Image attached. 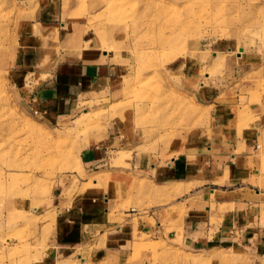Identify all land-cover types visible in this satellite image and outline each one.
Here are the masks:
<instances>
[{
  "label": "rangeland",
  "instance_id": "1",
  "mask_svg": "<svg viewBox=\"0 0 264 264\" xmlns=\"http://www.w3.org/2000/svg\"><path fill=\"white\" fill-rule=\"evenodd\" d=\"M46 1L0 0V264H264L261 245L146 234L135 236L124 253L105 257L92 238L99 226L84 231L81 245L53 248L58 212L92 185L94 174L80 162L83 150L108 142L117 154L157 152L178 136L210 128L216 101L201 96L200 81H215V90L235 98L241 114L252 103V117L264 111V0H54L70 52H94L116 66L115 78L65 116L35 108L12 80L22 28ZM243 50L262 60L250 76L236 60ZM212 51L223 59L217 69L206 64L189 72ZM256 150L250 171L257 170L252 177L264 186V128Z\"/></svg>",
  "mask_w": 264,
  "mask_h": 264
},
{
  "label": "crops",
  "instance_id": "2",
  "mask_svg": "<svg viewBox=\"0 0 264 264\" xmlns=\"http://www.w3.org/2000/svg\"><path fill=\"white\" fill-rule=\"evenodd\" d=\"M57 2L41 4L33 22L22 28L12 80L19 95L35 108L65 116L93 89L115 78L116 66L101 61L102 55L94 52H70V34L62 31L65 23L56 22ZM51 41L55 47L45 44ZM26 43L32 48L26 50ZM58 48L64 51L60 53ZM236 55L244 63V75L254 74L262 64L244 50ZM219 56V51H212L209 59L201 54L189 72L197 73L206 64L217 69L223 60ZM209 75L207 72L205 78ZM216 86L215 81L210 86L199 82L201 96L207 98L208 94L216 101L208 129L195 130L188 138L178 136L167 149L157 152L117 154V149L111 150L103 142L79 154L82 166L94 177L92 185L73 195L58 212L53 236L56 251L81 245L90 226L101 228L92 238L94 243H102L96 252L105 257L124 253L139 234L162 240L264 246L260 243L264 241V186L252 177L257 170L250 171L264 128V111L252 117V103L246 108L248 114H241L236 99L224 97ZM256 103L259 107L263 102L259 98Z\"/></svg>",
  "mask_w": 264,
  "mask_h": 264
},
{
  "label": "bare ground",
  "instance_id": "3",
  "mask_svg": "<svg viewBox=\"0 0 264 264\" xmlns=\"http://www.w3.org/2000/svg\"><path fill=\"white\" fill-rule=\"evenodd\" d=\"M239 52H242V49H240Z\"/></svg>",
  "mask_w": 264,
  "mask_h": 264
}]
</instances>
